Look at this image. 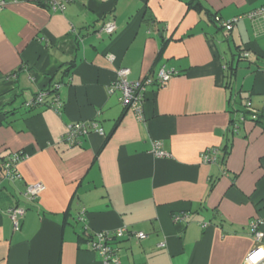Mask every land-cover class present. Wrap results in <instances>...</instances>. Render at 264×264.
I'll return each mask as SVG.
<instances>
[{
  "label": "crops",
  "instance_id": "0c3cea01",
  "mask_svg": "<svg viewBox=\"0 0 264 264\" xmlns=\"http://www.w3.org/2000/svg\"><path fill=\"white\" fill-rule=\"evenodd\" d=\"M5 1L0 165L27 159L21 180L0 168V264H104L88 243L123 228L147 238L116 241L121 264H243L257 246L255 219L264 248V132L253 121L264 115V20L231 30L212 22L264 0H195L199 11L193 0H73L63 12L47 0ZM108 22L112 34L102 31ZM162 67L174 71L163 85ZM118 69L129 81L154 79L141 121L109 93ZM41 91L44 103L27 108ZM76 122L103 135L89 129L74 146L59 142ZM153 141L169 156L155 158ZM209 148L218 163H201ZM36 182L45 190L28 201L25 186ZM15 206L25 210L17 230L6 214Z\"/></svg>",
  "mask_w": 264,
  "mask_h": 264
},
{
  "label": "built area",
  "instance_id": "2783aa9c",
  "mask_svg": "<svg viewBox=\"0 0 264 264\" xmlns=\"http://www.w3.org/2000/svg\"><path fill=\"white\" fill-rule=\"evenodd\" d=\"M72 1L73 0H47L45 5L53 12H63L66 8V5ZM5 5L6 1L0 0V11L5 7ZM243 18L250 20H264V5L230 21H222L218 17H215L214 21L219 28L231 30L234 24ZM115 29L116 26L112 22H108L102 27V31L107 34H112ZM173 74V70L166 71L162 67L157 73L156 81L163 85L169 81ZM128 75L129 70L118 69L116 71V78L109 87V93L112 94L117 92L119 94V102L123 108L133 113L137 121H141L143 93L146 86L154 83V79L145 78L136 81H129ZM47 96V92L41 91L30 102L26 103L25 106L27 108H31L41 105L44 103V100ZM50 106L54 108L55 111L58 110L59 100L57 97H54L51 100ZM241 120H243V118ZM89 129H92L99 135H103L102 129L96 123H90L88 125L85 122H76L67 126V131L62 137H60L59 142H66L68 145L74 146L77 144L80 138L86 137L88 135ZM151 154L155 158H166L169 156V154L164 150L163 143L161 141H153L151 143ZM218 158V148H209L200 154V160L203 164H216L218 163ZM25 159H27V156L20 154H14L8 157V159H5L1 164L4 171V178L11 181L21 180V175L17 170V165L19 162L24 161ZM44 190L45 187L40 182L27 184L24 189V197L28 201H34ZM24 213L25 210L18 206L11 207L7 210L6 214L11 220L13 229L17 230L19 228V220L24 216ZM79 219H85L84 213L80 215ZM174 220L183 221L184 217L176 216L174 217ZM260 225L261 221L258 219L251 221L249 224L252 238L257 242V246L249 252L243 264H264V248L260 244L261 239L263 238V233L259 229ZM202 226L205 227V224ZM128 238L144 240L147 238V235L142 232H133L123 228L118 231L100 232L95 235L94 240L90 241L88 245L90 246L91 250L95 251L102 258L104 264H121L119 251L117 248H115L113 243L117 240ZM158 247L163 248L164 244H160Z\"/></svg>",
  "mask_w": 264,
  "mask_h": 264
},
{
  "label": "trees",
  "instance_id": "16d2710c",
  "mask_svg": "<svg viewBox=\"0 0 264 264\" xmlns=\"http://www.w3.org/2000/svg\"><path fill=\"white\" fill-rule=\"evenodd\" d=\"M195 0H193V1H189L188 3H187V5H188V7L189 8H194L195 10H197V11H199V8H200V5L199 4H196L195 6H193V2H194ZM214 18H215V16L213 17V20H212V22L214 23V24H216L215 23V21H214ZM219 29H221V28H219ZM241 52H239L237 55H236V57H237V59L239 58V59H241V58H244V54H242ZM225 69H227V72H228V77H234L235 76V72H236V68L235 67H233L232 65H230L228 68L227 67H225ZM253 121L254 122H256L261 128H262V130H263V132H264V115L262 114V115H254L253 116ZM230 126H233L234 127V122L233 121H230ZM0 168H1V170L3 171V168H2V166L0 165ZM4 172V171H3ZM81 240H82V238H81ZM118 241V240H117ZM115 242L113 243V245L115 246Z\"/></svg>",
  "mask_w": 264,
  "mask_h": 264
}]
</instances>
